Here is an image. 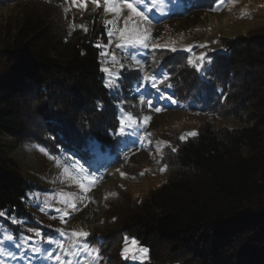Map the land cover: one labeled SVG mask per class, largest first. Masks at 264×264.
Returning a JSON list of instances; mask_svg holds the SVG:
<instances>
[{
    "label": "trees",
    "instance_id": "1",
    "mask_svg": "<svg viewBox=\"0 0 264 264\" xmlns=\"http://www.w3.org/2000/svg\"><path fill=\"white\" fill-rule=\"evenodd\" d=\"M128 1L150 19L213 12L221 4ZM10 4L51 8L48 14L28 9L0 25V237L24 253L27 263L20 262L57 263L30 246L48 248L45 240L58 232L30 209L31 195L42 187L8 156V138L34 140L53 155L91 169L96 163L104 173L108 165L92 153L98 148L138 178L143 172L131 149L143 144L145 107L162 106L207 117L194 133L171 129L161 145L168 178L159 186L126 196L118 185L104 197L105 220L90 223L81 249L99 257L93 264H264V28L220 37L214 49L154 47L144 54L129 48L111 80L105 52L115 31L102 7L73 28L59 0H0V7ZM127 57L140 62L131 65ZM226 118L241 124L214 126V119ZM127 238L147 250L145 260L127 259ZM83 258L73 251L69 261Z\"/></svg>",
    "mask_w": 264,
    "mask_h": 264
},
{
    "label": "rangeland",
    "instance_id": "2",
    "mask_svg": "<svg viewBox=\"0 0 264 264\" xmlns=\"http://www.w3.org/2000/svg\"><path fill=\"white\" fill-rule=\"evenodd\" d=\"M59 1L65 5L64 15L73 28L83 22L89 10L98 6L104 10L106 22L110 23L115 31L112 48L105 52V67L111 80L117 76V68L124 57L123 51L129 48L137 47L144 54L146 49L154 47L186 50L196 45L200 50L214 49L220 37L258 34L260 29L264 28V0H220L217 11L205 12L195 9L172 19H150L143 9L128 0ZM28 9L46 14L51 10H48V6L36 4L6 5L0 7V25L5 23L6 19L11 22L19 20ZM127 59L124 61L134 66L140 62L128 57ZM145 109L146 124L140 133L143 144L131 149V159L143 172L138 178L125 172L122 164L116 161L114 164H110V161L103 162L108 168L104 173H100L97 172L98 168H95L96 163L91 164V169L89 166L78 164V160L51 154L34 140L8 138V156L18 162L28 180L42 187L31 195L30 209L36 213L39 222L48 221L58 232L54 237L45 240L51 245L48 248L40 250V245L36 248L29 245L33 253H38L45 259H48V253L52 254L58 262L50 264H93L92 259L99 261V257L94 255L91 249H81V237L87 232L91 222H104V197L116 194L118 185L126 188V196L147 195L152 188L159 186L168 178L161 160V145L170 135L171 129L194 133L207 117L181 109H163L162 106L152 110H147L146 107ZM240 124L236 118L214 119V126ZM148 143L151 144L149 147ZM92 153L96 155V159L99 157L98 161L105 160L98 148ZM37 232L39 233L35 231ZM8 241H11V238L0 237V264L27 263L23 252L15 253L11 246L5 245ZM32 241L38 244L39 240L34 237ZM160 244L164 245V242L160 241ZM73 251H79L84 257L83 261H69ZM124 253L131 262H141L148 256L147 250L137 240L129 238L125 240ZM195 259L192 257L190 261L195 262Z\"/></svg>",
    "mask_w": 264,
    "mask_h": 264
}]
</instances>
